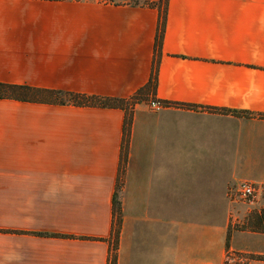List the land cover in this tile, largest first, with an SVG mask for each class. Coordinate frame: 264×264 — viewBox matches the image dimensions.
Masks as SVG:
<instances>
[{"label":"crops","instance_id":"1","mask_svg":"<svg viewBox=\"0 0 264 264\" xmlns=\"http://www.w3.org/2000/svg\"><path fill=\"white\" fill-rule=\"evenodd\" d=\"M158 1L0 0V82L128 99L155 73L172 104L128 133L126 108L0 98V264H224L233 177L264 184V0Z\"/></svg>","mask_w":264,"mask_h":264},{"label":"rangeland","instance_id":"2","mask_svg":"<svg viewBox=\"0 0 264 264\" xmlns=\"http://www.w3.org/2000/svg\"><path fill=\"white\" fill-rule=\"evenodd\" d=\"M152 4H158L160 9H164L163 7L165 4V0H159L158 2H154ZM155 76L156 75L154 73L148 83H152L150 86L147 84L146 86L138 90V92H136L134 95L130 96L128 99L123 98L124 100H122L121 102L124 107L128 109V114H130V112L134 110L137 103L145 102L150 104L151 97L146 95L154 89L153 86L155 85V82L153 81V78ZM165 103H168L169 106L172 105L170 102ZM251 177L239 174L233 178L237 185V183H239L241 179H252ZM120 198L122 200V197ZM229 198L230 208L225 216L229 221L227 234H229L230 241L227 254L230 258V264H254L255 261H264V232L259 230L256 226L250 227L249 225H247L248 218L255 212L261 211L264 208V193L259 196L258 201L254 204H247L235 198L234 196H229ZM119 216L120 215L116 214V222H118ZM121 217L123 224V211Z\"/></svg>","mask_w":264,"mask_h":264},{"label":"trees","instance_id":"3","mask_svg":"<svg viewBox=\"0 0 264 264\" xmlns=\"http://www.w3.org/2000/svg\"><path fill=\"white\" fill-rule=\"evenodd\" d=\"M166 2V1H165ZM166 6V5H165ZM163 29L158 30V43L162 39ZM151 83V82H150ZM152 84V83H151ZM151 84H148L149 86ZM155 88V85L153 86ZM0 98H12L22 101H39V102H50L54 104L66 105L72 104L77 106H97V107H120L125 109L122 104L123 98L104 96V95H95L87 94L81 92L67 91L61 89H49L37 86H31L27 84H12L0 82ZM121 102V103H120ZM127 123V120H126ZM132 124L131 113L128 114V133L130 131V126ZM127 132V127H125ZM126 154L125 148L122 154V162L125 161ZM121 189V182L118 179L117 189L113 196V210H114V219L116 214L120 215L118 222L114 220L112 236L114 248H118L120 230L122 224V200L119 195ZM248 224L250 227L256 226L259 230L264 232V208L261 211H257L248 218ZM229 234H227L226 247L228 250L229 247ZM111 264H117V255L113 253ZM224 264H230V258L228 257ZM246 264V263H245Z\"/></svg>","mask_w":264,"mask_h":264},{"label":"built area","instance_id":"4","mask_svg":"<svg viewBox=\"0 0 264 264\" xmlns=\"http://www.w3.org/2000/svg\"><path fill=\"white\" fill-rule=\"evenodd\" d=\"M150 106L159 110L168 107L169 104L162 100L153 99L150 101ZM262 193H264V184L250 179H243L229 189V196H234L247 204L256 203Z\"/></svg>","mask_w":264,"mask_h":264}]
</instances>
